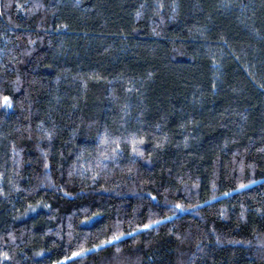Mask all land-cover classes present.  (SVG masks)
<instances>
[{
	"label": "trees",
	"instance_id": "obj_1",
	"mask_svg": "<svg viewBox=\"0 0 264 264\" xmlns=\"http://www.w3.org/2000/svg\"><path fill=\"white\" fill-rule=\"evenodd\" d=\"M0 264H264V0H0Z\"/></svg>",
	"mask_w": 264,
	"mask_h": 264
}]
</instances>
